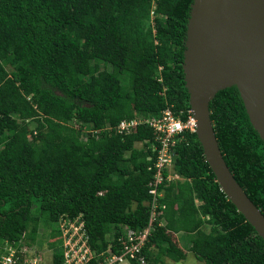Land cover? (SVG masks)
I'll list each match as a JSON object with an SVG mask.
<instances>
[{
    "label": "trees",
    "instance_id": "1",
    "mask_svg": "<svg viewBox=\"0 0 264 264\" xmlns=\"http://www.w3.org/2000/svg\"><path fill=\"white\" fill-rule=\"evenodd\" d=\"M192 2L0 0V253L41 245V229L51 264H65L60 225L80 222L86 264H98L108 249L120 253L127 229L148 225L157 150L145 120L190 109ZM209 109L226 164L264 214V141L237 86ZM123 119L140 122L118 132ZM183 136L172 166L180 178L158 185L165 207L145 264L183 259L174 235L204 264H264V240L221 190L196 133Z\"/></svg>",
    "mask_w": 264,
    "mask_h": 264
},
{
    "label": "water",
    "instance_id": "2",
    "mask_svg": "<svg viewBox=\"0 0 264 264\" xmlns=\"http://www.w3.org/2000/svg\"><path fill=\"white\" fill-rule=\"evenodd\" d=\"M183 69L205 159L221 190L264 240V214L226 164L209 109L219 90L236 85L264 141V0H193Z\"/></svg>",
    "mask_w": 264,
    "mask_h": 264
},
{
    "label": "built area",
    "instance_id": "3",
    "mask_svg": "<svg viewBox=\"0 0 264 264\" xmlns=\"http://www.w3.org/2000/svg\"><path fill=\"white\" fill-rule=\"evenodd\" d=\"M153 129L155 144L153 147L157 150L155 161L154 181L148 192L151 194L150 217L148 225L140 230L127 229L125 237L119 240L122 243L120 253H114L110 249L101 256L103 259L98 264H129L130 260L136 259L141 264H145V258L142 255V248L148 240L152 230V222L156 219L159 207L164 208L161 199L164 191L158 187L163 179L171 181L180 177L173 172L174 146L177 141L184 138L186 131L195 132L196 120L192 109L188 110L187 116L176 115L170 109L162 111L160 117H152L145 120ZM140 121L121 120L117 126V131H125L135 126ZM166 170V171H165ZM66 223V222H65ZM62 245L65 264H86L93 255L87 244V237L83 225L79 222L61 223ZM18 252H21L18 254ZM23 264H45L41 253H38L34 247L22 245L20 249L17 246H9L0 253V264H15L20 259Z\"/></svg>",
    "mask_w": 264,
    "mask_h": 264
},
{
    "label": "rangeland",
    "instance_id": "4",
    "mask_svg": "<svg viewBox=\"0 0 264 264\" xmlns=\"http://www.w3.org/2000/svg\"><path fill=\"white\" fill-rule=\"evenodd\" d=\"M140 143H137L136 146H140ZM42 230L40 229V236L39 241L42 243L39 245L37 242L32 245L38 253H41V256L45 259L44 263L45 264H51V258H52V252L47 247L49 238H47L44 234L42 237ZM178 237H181L177 235ZM176 235L173 236V238L179 242V245L182 247L183 251L185 252V257L181 259L180 261H173L169 258H163L162 262L159 263H153V262H148L147 264H204L202 261L198 260L196 256L188 249V241L186 238L181 237V239H178Z\"/></svg>",
    "mask_w": 264,
    "mask_h": 264
},
{
    "label": "clouds",
    "instance_id": "5",
    "mask_svg": "<svg viewBox=\"0 0 264 264\" xmlns=\"http://www.w3.org/2000/svg\"><path fill=\"white\" fill-rule=\"evenodd\" d=\"M190 109H191V107H190Z\"/></svg>",
    "mask_w": 264,
    "mask_h": 264
}]
</instances>
